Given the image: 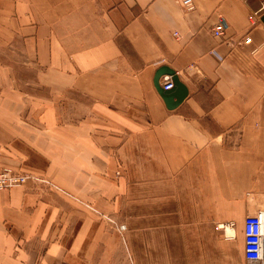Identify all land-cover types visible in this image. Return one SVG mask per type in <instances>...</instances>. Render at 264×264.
Instances as JSON below:
<instances>
[{
    "label": "crops",
    "instance_id": "1",
    "mask_svg": "<svg viewBox=\"0 0 264 264\" xmlns=\"http://www.w3.org/2000/svg\"><path fill=\"white\" fill-rule=\"evenodd\" d=\"M262 1L0 0V167L47 181L0 191V264H247L215 226L264 209Z\"/></svg>",
    "mask_w": 264,
    "mask_h": 264
},
{
    "label": "built area",
    "instance_id": "2",
    "mask_svg": "<svg viewBox=\"0 0 264 264\" xmlns=\"http://www.w3.org/2000/svg\"><path fill=\"white\" fill-rule=\"evenodd\" d=\"M178 1L181 4V6L187 10L193 8V0H178ZM258 12H264V0L262 1L261 7L259 8V10L254 12V14H257ZM250 19H253V16H250ZM224 30L225 28L221 21H218L209 29L212 36L216 38H223ZM250 41H251V38L249 36H245L242 40L236 42L237 43L236 46H239L242 44H248L250 43ZM229 47L233 49L235 47L234 43H230ZM159 80H160V85L162 86L163 89H169L173 86L171 76L168 74H164L160 76ZM28 180L47 182L45 179L39 178L36 174L20 171V170L10 168V167H0V191L8 189L13 186L24 184ZM260 211H264V209L258 210L254 214L246 215L243 220V226L248 219L250 221L254 220V218L252 217L256 215L257 213H259ZM232 226H234V222L230 221V222L218 223L215 226V228L221 230L225 237V233L229 232L230 227ZM243 226H242V229H243ZM120 227H123V225H121ZM243 253L247 261V252H246L244 241H243Z\"/></svg>",
    "mask_w": 264,
    "mask_h": 264
},
{
    "label": "clouds",
    "instance_id": "3",
    "mask_svg": "<svg viewBox=\"0 0 264 264\" xmlns=\"http://www.w3.org/2000/svg\"><path fill=\"white\" fill-rule=\"evenodd\" d=\"M252 218L254 220L248 219L242 230H237L234 226L230 227V231L225 233V238L231 241L243 239L247 264H264V211H260Z\"/></svg>",
    "mask_w": 264,
    "mask_h": 264
},
{
    "label": "water",
    "instance_id": "4",
    "mask_svg": "<svg viewBox=\"0 0 264 264\" xmlns=\"http://www.w3.org/2000/svg\"><path fill=\"white\" fill-rule=\"evenodd\" d=\"M164 74L171 76L173 86L169 89H163L160 85L159 78ZM153 83L169 109L178 106L188 94L187 86L179 79L176 72L167 65H161L156 69Z\"/></svg>",
    "mask_w": 264,
    "mask_h": 264
}]
</instances>
